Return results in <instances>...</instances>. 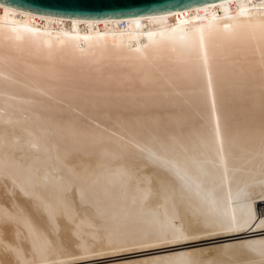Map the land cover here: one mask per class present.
<instances>
[{
    "label": "bare ground",
    "instance_id": "6f19581e",
    "mask_svg": "<svg viewBox=\"0 0 264 264\" xmlns=\"http://www.w3.org/2000/svg\"><path fill=\"white\" fill-rule=\"evenodd\" d=\"M236 102L264 104V0L0 2V264H264V125Z\"/></svg>",
    "mask_w": 264,
    "mask_h": 264
},
{
    "label": "water",
    "instance_id": "95a60500",
    "mask_svg": "<svg viewBox=\"0 0 264 264\" xmlns=\"http://www.w3.org/2000/svg\"><path fill=\"white\" fill-rule=\"evenodd\" d=\"M206 1L209 0H0L41 13L93 18L155 13Z\"/></svg>",
    "mask_w": 264,
    "mask_h": 264
},
{
    "label": "rangeland",
    "instance_id": "374dc122",
    "mask_svg": "<svg viewBox=\"0 0 264 264\" xmlns=\"http://www.w3.org/2000/svg\"><path fill=\"white\" fill-rule=\"evenodd\" d=\"M242 105H244V104L236 102V103L229 105L226 108V112H225L226 113V116H225L226 119L225 120L227 122H229L228 125H233V123L237 122V121L239 123H243L244 121H245L244 123H246V122L251 123V122H253V121L255 122L257 120L260 121L264 125V117H263L264 116V104L258 106L255 109H250L248 111H245L244 109H242V107H243ZM85 111H87V109L83 110L82 112L85 113ZM242 115H244V116H242ZM85 118H87V119H85V122H89V118L88 117H85ZM102 121L103 120H100L101 123L104 122V121L103 122ZM158 122L160 123L161 121H158ZM185 126H186V123L182 122L181 127H185Z\"/></svg>",
    "mask_w": 264,
    "mask_h": 264
}]
</instances>
